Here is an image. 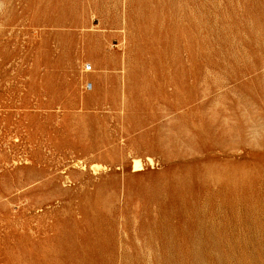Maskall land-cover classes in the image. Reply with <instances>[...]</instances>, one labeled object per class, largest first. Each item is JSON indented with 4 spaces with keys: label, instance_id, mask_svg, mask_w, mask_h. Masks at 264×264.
Listing matches in <instances>:
<instances>
[{
    "label": "rangeland",
    "instance_id": "1",
    "mask_svg": "<svg viewBox=\"0 0 264 264\" xmlns=\"http://www.w3.org/2000/svg\"><path fill=\"white\" fill-rule=\"evenodd\" d=\"M0 264H264V0H0Z\"/></svg>",
    "mask_w": 264,
    "mask_h": 264
},
{
    "label": "bare ground",
    "instance_id": "2",
    "mask_svg": "<svg viewBox=\"0 0 264 264\" xmlns=\"http://www.w3.org/2000/svg\"><path fill=\"white\" fill-rule=\"evenodd\" d=\"M136 168H140V165H137Z\"/></svg>",
    "mask_w": 264,
    "mask_h": 264
}]
</instances>
